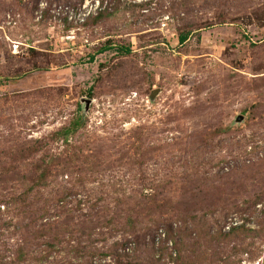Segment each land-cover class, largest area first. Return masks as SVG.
Returning <instances> with one entry per match:
<instances>
[{
	"label": "rangeland",
	"instance_id": "1",
	"mask_svg": "<svg viewBox=\"0 0 264 264\" xmlns=\"http://www.w3.org/2000/svg\"><path fill=\"white\" fill-rule=\"evenodd\" d=\"M180 260L264 264V0H0V264Z\"/></svg>",
	"mask_w": 264,
	"mask_h": 264
},
{
	"label": "trees",
	"instance_id": "2",
	"mask_svg": "<svg viewBox=\"0 0 264 264\" xmlns=\"http://www.w3.org/2000/svg\"><path fill=\"white\" fill-rule=\"evenodd\" d=\"M189 36H190V32L189 31H187V30H183V31H181V33L179 34V36H178V41H179V44L180 45H183L184 43H186V41L188 40V38H189ZM108 48H104V49H102V50H100V53H103V52H105L106 50H107ZM120 50V52L121 53H123V54H129L130 53V49H124V48H120L119 49ZM92 60V59H91ZM72 128H70V129H68V128H66L65 130H64V134L65 135H68V134H71V133H74V130H71ZM219 196V195H218ZM217 197V195H215L213 198H216ZM199 199V198H198ZM261 199H263V198H258L257 199V201L259 202V201H261ZM200 200V199H199ZM201 201V200H200ZM173 233V232H172ZM172 233H170V230L168 229V235L164 238L165 240V243H166V241L167 240H172V241H174L173 240V236H172ZM220 234V230L218 231V235ZM212 238V237H211ZM163 241V242H164ZM165 243H163V244H165ZM165 246V245H164ZM163 246V247H164ZM176 247V246H175ZM179 263H181V264H186V263H184V262H182L181 260L180 261H178Z\"/></svg>",
	"mask_w": 264,
	"mask_h": 264
},
{
	"label": "built area",
	"instance_id": "3",
	"mask_svg": "<svg viewBox=\"0 0 264 264\" xmlns=\"http://www.w3.org/2000/svg\"><path fill=\"white\" fill-rule=\"evenodd\" d=\"M229 229H230V227H227V228H226V230H229ZM164 237H165V235H164Z\"/></svg>",
	"mask_w": 264,
	"mask_h": 264
}]
</instances>
